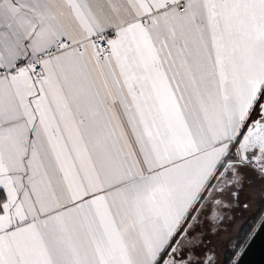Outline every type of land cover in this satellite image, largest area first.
I'll use <instances>...</instances> for the list:
<instances>
[{
  "label": "snow or ice",
  "instance_id": "1",
  "mask_svg": "<svg viewBox=\"0 0 264 264\" xmlns=\"http://www.w3.org/2000/svg\"><path fill=\"white\" fill-rule=\"evenodd\" d=\"M251 177L264 0H0V264H219Z\"/></svg>",
  "mask_w": 264,
  "mask_h": 264
},
{
  "label": "trees",
  "instance_id": "2",
  "mask_svg": "<svg viewBox=\"0 0 264 264\" xmlns=\"http://www.w3.org/2000/svg\"><path fill=\"white\" fill-rule=\"evenodd\" d=\"M251 185L255 187H259L261 197L259 200L255 199V201L257 202L254 203L253 209L250 210L249 209L250 205H248V203L246 202L247 200H244L242 196L244 195L243 192L245 191V189ZM245 205H247V207H245ZM237 209H238V212L244 215V217L246 213H249V215L247 216L245 221L240 225L237 231H235L234 233L229 235L227 238L222 240L221 242L222 257L220 260V264H230L233 240L236 239L241 234H243L244 232H246L247 230H249L260 219L261 216H264V181L256 177H251L250 184H246L244 186L237 200L234 203L230 204L228 207L220 210V214H222V216L226 219L228 223L227 227L221 226L217 221H214V224H210L209 226H207L206 224L207 222H205V224L203 225V232H204V239H205L206 245H208V243L211 241V236L217 235L221 231L227 232L231 228V226L234 224V222L237 221V219H239L240 213L235 212ZM213 228H215V231H213ZM216 257L218 258V256Z\"/></svg>",
  "mask_w": 264,
  "mask_h": 264
},
{
  "label": "rangeland",
  "instance_id": "3",
  "mask_svg": "<svg viewBox=\"0 0 264 264\" xmlns=\"http://www.w3.org/2000/svg\"><path fill=\"white\" fill-rule=\"evenodd\" d=\"M243 193L245 196L243 195L242 197L244 200H247L246 202L248 203V205H250L249 209L250 210L253 209L254 203L257 202V201H255V199L259 200L261 197L259 187H255V186L251 185V186L247 187ZM235 212L240 213V212H238V209ZM237 215H239V214H237ZM237 215H235V216H237ZM248 215H249V213H246V215L244 217V215L240 213L239 219H237V221L234 222V224L231 226V228L227 232L221 231L217 235L211 236V241L208 243L207 247L214 250L216 256H218L217 259H219V264H220V260L222 257V254H221V242H222V240H224L229 235H231L232 233L237 231L239 229L240 225L245 221V219L247 218ZM221 216H222V214H221ZM217 222L223 227L228 226V223L224 217H223V220L217 221ZM206 224H207V226H209L210 224H214V222H212V223L207 222Z\"/></svg>",
  "mask_w": 264,
  "mask_h": 264
},
{
  "label": "water",
  "instance_id": "4",
  "mask_svg": "<svg viewBox=\"0 0 264 264\" xmlns=\"http://www.w3.org/2000/svg\"><path fill=\"white\" fill-rule=\"evenodd\" d=\"M241 264H264V232H258L247 246Z\"/></svg>",
  "mask_w": 264,
  "mask_h": 264
}]
</instances>
